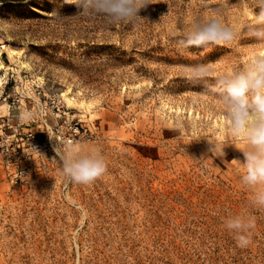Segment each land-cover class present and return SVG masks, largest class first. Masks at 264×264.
<instances>
[{"label": "rangeland", "instance_id": "374dc122", "mask_svg": "<svg viewBox=\"0 0 264 264\" xmlns=\"http://www.w3.org/2000/svg\"><path fill=\"white\" fill-rule=\"evenodd\" d=\"M151 3L137 23L106 26L65 0H0V264H264V210L240 179L246 144L210 88L264 55L243 30L254 0ZM214 18L237 40L178 50L181 32ZM24 109L36 119L21 123ZM72 122L108 164L90 185L61 177L49 139ZM243 212L256 218L246 248L224 226Z\"/></svg>", "mask_w": 264, "mask_h": 264}, {"label": "clouds", "instance_id": "9594fccd", "mask_svg": "<svg viewBox=\"0 0 264 264\" xmlns=\"http://www.w3.org/2000/svg\"><path fill=\"white\" fill-rule=\"evenodd\" d=\"M65 2L76 5L79 15L100 18L106 26L135 24L142 20L139 15L141 10L152 4L151 0H65ZM257 8L259 12L255 11ZM215 11L217 17L222 16V8ZM243 30L249 38L264 42V0H254L252 19L245 23ZM239 35L240 32L236 28L224 23L220 18L196 20L189 31L181 32L176 37V46L178 50L185 51L210 44H229L236 41ZM210 88L225 106L228 134L246 144L242 151L244 171L240 179L252 193L248 202L249 207L264 210V55H257L231 73L216 77ZM34 119L36 114L31 110H21L18 115L21 123ZM49 139L55 142L53 151L60 161L59 173L66 181L90 185L107 174L108 164L99 147L85 146L77 140L58 141L52 135H49ZM209 144V151L213 155L224 157L225 145L214 141H209ZM224 226L234 236L239 247L246 248L251 245L256 227L254 215L249 212L230 215L225 218Z\"/></svg>", "mask_w": 264, "mask_h": 264}, {"label": "built area", "instance_id": "2783aa9c", "mask_svg": "<svg viewBox=\"0 0 264 264\" xmlns=\"http://www.w3.org/2000/svg\"><path fill=\"white\" fill-rule=\"evenodd\" d=\"M36 95L41 96L43 98L44 103H49L52 105V107H55L57 110H59L61 100L57 97H54L52 95H47L41 87L37 85L36 88ZM88 134V127L86 125L78 124L77 122H72L69 124L68 131L66 135L62 137L63 141H73V140H80L83 137H85Z\"/></svg>", "mask_w": 264, "mask_h": 264}]
</instances>
